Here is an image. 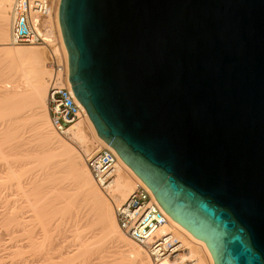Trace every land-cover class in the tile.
Here are the masks:
<instances>
[{
  "label": "water",
  "instance_id": "1",
  "mask_svg": "<svg viewBox=\"0 0 264 264\" xmlns=\"http://www.w3.org/2000/svg\"><path fill=\"white\" fill-rule=\"evenodd\" d=\"M97 136L214 264H264V0H60Z\"/></svg>",
  "mask_w": 264,
  "mask_h": 264
},
{
  "label": "bare ground",
  "instance_id": "2",
  "mask_svg": "<svg viewBox=\"0 0 264 264\" xmlns=\"http://www.w3.org/2000/svg\"><path fill=\"white\" fill-rule=\"evenodd\" d=\"M13 1L0 0V264L3 254L21 257L26 252L36 258L15 264H154L120 230L112 203L81 155L53 129L46 106L51 70L45 55L38 45L13 48L9 43ZM59 2L43 23L50 33L55 23V53L58 57L61 51L68 70ZM65 134L85 156L103 147L115 153L114 177L106 189L113 204L121 205L138 186L148 189L97 136L87 114ZM83 207L86 220L80 217ZM165 216L168 224L159 235L171 234V239L156 259L159 264H214L203 241Z\"/></svg>",
  "mask_w": 264,
  "mask_h": 264
},
{
  "label": "built area",
  "instance_id": "3",
  "mask_svg": "<svg viewBox=\"0 0 264 264\" xmlns=\"http://www.w3.org/2000/svg\"><path fill=\"white\" fill-rule=\"evenodd\" d=\"M56 0H14L10 27L11 46L39 45L47 51V63L51 75L48 79L46 106L53 129L61 137L74 123L82 120L86 112L75 98L68 82V70L55 49L59 48L55 34L48 32L43 21L51 13ZM84 162L96 185L106 192L117 163L115 153L108 147L100 148L88 156ZM115 217L120 230L129 237L156 263L157 257L169 247L171 234L159 235V230L167 225V218L145 187H136L119 206H115Z\"/></svg>",
  "mask_w": 264,
  "mask_h": 264
},
{
  "label": "rangeland",
  "instance_id": "4",
  "mask_svg": "<svg viewBox=\"0 0 264 264\" xmlns=\"http://www.w3.org/2000/svg\"><path fill=\"white\" fill-rule=\"evenodd\" d=\"M53 34H55V37H56V39H57V42H58V45H59V39H58V35H57V32H56V28H55V23L53 22ZM33 45H29V46H18V47H21V48H26V47H32ZM13 47V46H12ZM38 47L40 48V50H42V52H43V56H44V59H45V63L47 64V51H46V49L44 48V47H41V46H39L38 45ZM13 48H16V47H13ZM60 57H61V59L62 60H64V58H63V54L61 53V51H60ZM91 134H89V136H90ZM91 137H92V135H91ZM65 141H67L68 143H70L72 146H74L75 147V149L77 150V152L81 155V157H82V159H83V161H84V153L82 152V150L80 149V147H78L77 145H75L72 141H71V139H70V137H68V136H63L62 137ZM102 192V191H101ZM103 193V195L112 203V206H113V209L115 208V206H118V205H116V204H113V202H112V200H111V197L106 193V192H102ZM3 210H4V208H3V205L0 203V213H2L3 212ZM1 215V214H0ZM80 217H82V220H86L87 219V215H86V213H85V209H84V207L83 208H81L80 209ZM6 255V256H5ZM3 254V262H2V264H15L16 262H18V261H20L21 259H25V260H27V261H29V260H31V261H33L36 257L33 255V252L32 253H30V252H26V253H23V255L21 256V257H19V256H9V255H7V254ZM107 255V254H106ZM2 256V255H1ZM34 258V259H33ZM30 261V262H31ZM154 262V261H153ZM154 264H156L155 262H154Z\"/></svg>",
  "mask_w": 264,
  "mask_h": 264
}]
</instances>
